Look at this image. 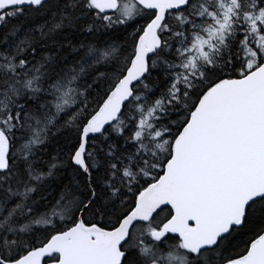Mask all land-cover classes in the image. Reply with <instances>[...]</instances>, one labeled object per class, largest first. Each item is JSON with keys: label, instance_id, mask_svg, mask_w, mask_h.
Returning a JSON list of instances; mask_svg holds the SVG:
<instances>
[{"label": "trees", "instance_id": "obj_1", "mask_svg": "<svg viewBox=\"0 0 264 264\" xmlns=\"http://www.w3.org/2000/svg\"><path fill=\"white\" fill-rule=\"evenodd\" d=\"M119 2L110 15L91 0L0 9V131L11 142L9 169L0 173V264L74 227L88 204L85 225L115 229L163 174L203 94L264 63V0H191L170 13L162 48L122 116L89 140V178L73 163L82 130L155 16L134 0ZM171 217L165 209L136 225L123 264H227L264 233V199L248 208L242 228L197 254L178 238L156 236Z\"/></svg>", "mask_w": 264, "mask_h": 264}, {"label": "water", "instance_id": "obj_2", "mask_svg": "<svg viewBox=\"0 0 264 264\" xmlns=\"http://www.w3.org/2000/svg\"><path fill=\"white\" fill-rule=\"evenodd\" d=\"M54 0H0V9L39 8ZM155 14L139 37L124 77L109 93L81 134L74 165L91 177L86 164L89 140L103 135L122 116L145 79L150 60L162 48L160 30L170 13L191 0H134ZM105 15L118 12L119 0H91ZM11 142L0 131V173L10 165ZM264 199V63L242 78L225 79L200 98L173 144L160 178L143 189L135 207L113 230L87 226L85 206L77 224L9 264H123L136 225L148 224L161 211L172 217L156 233L178 238L194 254L215 249L233 229L243 227L248 208ZM58 256V260L46 263ZM227 264H264V233L248 252Z\"/></svg>", "mask_w": 264, "mask_h": 264}, {"label": "rangeland", "instance_id": "obj_3", "mask_svg": "<svg viewBox=\"0 0 264 264\" xmlns=\"http://www.w3.org/2000/svg\"><path fill=\"white\" fill-rule=\"evenodd\" d=\"M128 12H130V10H125V11H124V14H126V13H128Z\"/></svg>", "mask_w": 264, "mask_h": 264}, {"label": "flooded vegetation", "instance_id": "obj_4", "mask_svg": "<svg viewBox=\"0 0 264 264\" xmlns=\"http://www.w3.org/2000/svg\"><path fill=\"white\" fill-rule=\"evenodd\" d=\"M201 253V252H200ZM194 254V253H193ZM50 262H53V261H50Z\"/></svg>", "mask_w": 264, "mask_h": 264}]
</instances>
